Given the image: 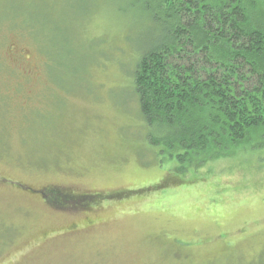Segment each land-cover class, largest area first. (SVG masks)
<instances>
[{"label": "rangeland", "instance_id": "374dc122", "mask_svg": "<svg viewBox=\"0 0 264 264\" xmlns=\"http://www.w3.org/2000/svg\"><path fill=\"white\" fill-rule=\"evenodd\" d=\"M119 1L0 0V264H264V148L155 155Z\"/></svg>", "mask_w": 264, "mask_h": 264}, {"label": "trees", "instance_id": "16d2710c", "mask_svg": "<svg viewBox=\"0 0 264 264\" xmlns=\"http://www.w3.org/2000/svg\"><path fill=\"white\" fill-rule=\"evenodd\" d=\"M122 1L151 32L128 79L155 155L197 169L240 146L264 148V0ZM49 194L75 196L77 209L96 197Z\"/></svg>", "mask_w": 264, "mask_h": 264}]
</instances>
